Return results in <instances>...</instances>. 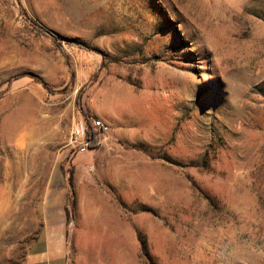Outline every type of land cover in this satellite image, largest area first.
<instances>
[{
	"label": "rangeland",
	"instance_id": "rangeland-1",
	"mask_svg": "<svg viewBox=\"0 0 264 264\" xmlns=\"http://www.w3.org/2000/svg\"><path fill=\"white\" fill-rule=\"evenodd\" d=\"M234 234L264 246V0H0V264H241Z\"/></svg>",
	"mask_w": 264,
	"mask_h": 264
},
{
	"label": "built area",
	"instance_id": "built-area-1",
	"mask_svg": "<svg viewBox=\"0 0 264 264\" xmlns=\"http://www.w3.org/2000/svg\"><path fill=\"white\" fill-rule=\"evenodd\" d=\"M111 127L103 119L88 117L78 119L73 126L70 138L71 150L76 153H86L94 150L92 143L95 139L98 146L109 135Z\"/></svg>",
	"mask_w": 264,
	"mask_h": 264
},
{
	"label": "clouds",
	"instance_id": "clouds-1",
	"mask_svg": "<svg viewBox=\"0 0 264 264\" xmlns=\"http://www.w3.org/2000/svg\"><path fill=\"white\" fill-rule=\"evenodd\" d=\"M230 244L233 246L234 250L240 254L241 264H251L250 261L243 259L245 255H250L249 250H251V253H255L257 256H264V246L256 247L254 246V241H244L240 238L239 234H234L232 237H230Z\"/></svg>",
	"mask_w": 264,
	"mask_h": 264
},
{
	"label": "trees",
	"instance_id": "trees-1",
	"mask_svg": "<svg viewBox=\"0 0 264 264\" xmlns=\"http://www.w3.org/2000/svg\"><path fill=\"white\" fill-rule=\"evenodd\" d=\"M98 147V145H97V143H96V141H95V139H94V141H93V143H92V148L93 149H96Z\"/></svg>",
	"mask_w": 264,
	"mask_h": 264
},
{
	"label": "bare ground",
	"instance_id": "bare-ground-1",
	"mask_svg": "<svg viewBox=\"0 0 264 264\" xmlns=\"http://www.w3.org/2000/svg\"><path fill=\"white\" fill-rule=\"evenodd\" d=\"M106 101V100H105ZM99 219L101 218V216L98 217Z\"/></svg>",
	"mask_w": 264,
	"mask_h": 264
},
{
	"label": "crops",
	"instance_id": "crops-1",
	"mask_svg": "<svg viewBox=\"0 0 264 264\" xmlns=\"http://www.w3.org/2000/svg\"><path fill=\"white\" fill-rule=\"evenodd\" d=\"M100 116H102V115H100ZM99 118V117H98Z\"/></svg>",
	"mask_w": 264,
	"mask_h": 264
}]
</instances>
